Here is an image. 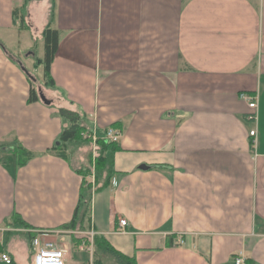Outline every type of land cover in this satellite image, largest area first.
<instances>
[{
    "label": "crops",
    "instance_id": "1",
    "mask_svg": "<svg viewBox=\"0 0 264 264\" xmlns=\"http://www.w3.org/2000/svg\"><path fill=\"white\" fill-rule=\"evenodd\" d=\"M47 27L60 33L54 84H42V64L34 77L50 104L28 103L21 68L42 58ZM241 92L256 96V122ZM59 107L95 133L121 131L87 230L137 264H264V0H0V145L17 139L37 154L0 162V254L11 264H31L34 230L69 248L66 264L88 263L60 226L97 146L70 142L67 161L49 152L67 126ZM13 212L29 228L8 223Z\"/></svg>",
    "mask_w": 264,
    "mask_h": 264
},
{
    "label": "trees",
    "instance_id": "2",
    "mask_svg": "<svg viewBox=\"0 0 264 264\" xmlns=\"http://www.w3.org/2000/svg\"><path fill=\"white\" fill-rule=\"evenodd\" d=\"M12 12L14 15V21L17 22V10L15 11L14 9ZM19 27H25L22 20H20ZM59 37L60 33L56 29L47 27L42 31L43 56L38 64L43 65L42 84L44 86H53L54 84L50 75V65L58 47ZM27 80L29 84L27 102H36L39 100L37 89L34 84L36 81L31 80L29 77H27ZM57 111L58 115L67 121V126L63 127L58 135L57 141L48 149L50 153L67 161L68 155L66 151V144L70 142H93L97 146L96 152L94 154H89L88 165L77 170L81 176L82 174H91L94 178V182L90 180L88 181L82 176L78 201L72 214V218L69 222L60 226V228L72 230V233L74 234V229H77L75 231H85L90 228L91 195L93 192L101 190L109 184L114 174L113 154L115 151L120 149V145L119 142L104 139L103 136L105 134V129L97 130L95 133V140L93 141L91 137V123L86 120L84 114L80 111L71 110L65 107H59ZM110 126L119 129L117 123ZM36 155L37 154L35 152L24 147L17 139H14L11 143L0 145V162L4 164L13 162L15 167H21L24 166L30 159L36 157ZM91 168L93 170H91ZM10 219L11 220L8 223L12 222L15 224L14 226L29 228V225L25 223L16 212L11 214ZM7 221L8 220L4 223H7ZM29 235L31 236V241L35 233H30ZM81 240L82 237H77L76 234L72 237V243L74 245H78ZM92 245V264H104L100 262L101 257L98 253L108 254L113 259L115 264H137L133 257H129L115 250L102 236L98 234L93 236ZM168 245H171V243H168ZM247 261L248 260L246 259L245 264H247Z\"/></svg>",
    "mask_w": 264,
    "mask_h": 264
},
{
    "label": "built area",
    "instance_id": "3",
    "mask_svg": "<svg viewBox=\"0 0 264 264\" xmlns=\"http://www.w3.org/2000/svg\"><path fill=\"white\" fill-rule=\"evenodd\" d=\"M241 99H244L247 102V106L249 108V112L247 113V120L256 122L257 114H256V96L254 94H249L245 92H241L238 94ZM85 135V134H84ZM256 131L252 129L249 131V137H251V144H255ZM92 140H95L96 134L94 131H91ZM104 139L108 141L119 142L121 137V131L117 128L108 126L105 128ZM126 225L125 219L118 220V226L124 227ZM35 235L32 237L30 241V247L32 250V260L31 264H66L67 253L69 248H66L64 245L56 244V242L49 238L48 231H33ZM75 232V231H73ZM77 234H83L82 240L78 245V249L81 252H86L89 254V261L87 264H92L91 256H92V240L93 236L96 234L92 229L87 230L85 232L76 231ZM63 239V238H61ZM176 244L182 245L184 244V239L179 236L176 238ZM0 259L4 261L6 264L11 263L10 257L6 253L0 254ZM245 260L241 255H236L233 257L232 264H245Z\"/></svg>",
    "mask_w": 264,
    "mask_h": 264
},
{
    "label": "rangeland",
    "instance_id": "4",
    "mask_svg": "<svg viewBox=\"0 0 264 264\" xmlns=\"http://www.w3.org/2000/svg\"><path fill=\"white\" fill-rule=\"evenodd\" d=\"M20 22V21H19ZM24 35V34H23ZM21 37V39H22V37H24V36H20ZM8 38H9V40L8 41H12V43H13V45H15V46H17L18 48H19V43L16 41V39L18 38L17 36H16V33H15V31H9L8 32ZM37 47H41V45H40V43L39 42H37ZM9 52L11 53V54H13V52L11 51V50H9ZM41 53V50L39 51V54ZM15 55L16 56H18V57H20V52H15ZM20 58H23V55H21V57ZM24 59V58H23ZM28 59V58H27ZM27 64H28V66H29V71H30V73H32L31 75H33V76H35L36 78H39L40 76V73H41V69L43 68H41V66H39L38 65V62H37V58L36 57H33V58H29L28 59V62H26ZM35 86H36V88L38 87V86H40V84H39V81H36L35 83ZM91 170H93L92 168H91ZM82 176L86 179V180H90V181H92V182H94V178H93V176L91 175V174H87V175H85V174H82ZM14 222V221H13ZM11 224H12V226H14L15 224L14 223H12V222H10ZM23 228V227H22ZM75 230H77V229H74V231ZM85 231H87V230H85ZM71 234V238L73 237V235L74 234H77L76 233V231L74 232V234L73 233H70ZM75 249H76V247H75ZM74 249V250H75ZM74 253V255H72L73 256V258H74V260H75V258H78V253H76L75 251L73 252ZM88 256H89V254L88 253H86ZM99 255H100V257H101V260H100V262L101 263H108V264H115V262L113 261V259L108 255V254H104V253H98ZM83 256V258H87L88 259V256H86L85 254L84 255H82ZM90 257V256H89ZM89 260V259H88Z\"/></svg>",
    "mask_w": 264,
    "mask_h": 264
},
{
    "label": "water",
    "instance_id": "5",
    "mask_svg": "<svg viewBox=\"0 0 264 264\" xmlns=\"http://www.w3.org/2000/svg\"><path fill=\"white\" fill-rule=\"evenodd\" d=\"M37 62L40 63V59H37ZM21 69L24 71V73L26 74L27 77H29L33 81H36V78L33 75H31L29 73V71L25 67H22ZM38 97L44 104H50V100H48L44 96V94L41 92V88L40 87L38 88ZM139 168L140 169H145L146 166L145 165H140Z\"/></svg>",
    "mask_w": 264,
    "mask_h": 264
}]
</instances>
